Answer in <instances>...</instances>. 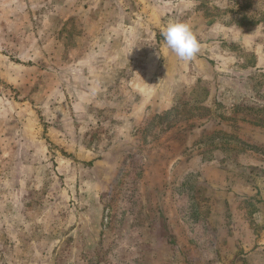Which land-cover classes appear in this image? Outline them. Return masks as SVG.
<instances>
[{
  "label": "rangeland",
  "instance_id": "obj_1",
  "mask_svg": "<svg viewBox=\"0 0 264 264\" xmlns=\"http://www.w3.org/2000/svg\"><path fill=\"white\" fill-rule=\"evenodd\" d=\"M251 107L264 0H0V264H264Z\"/></svg>",
  "mask_w": 264,
  "mask_h": 264
},
{
  "label": "crops",
  "instance_id": "obj_2",
  "mask_svg": "<svg viewBox=\"0 0 264 264\" xmlns=\"http://www.w3.org/2000/svg\"><path fill=\"white\" fill-rule=\"evenodd\" d=\"M231 162V161H230ZM245 162L244 159L241 160V164H243ZM232 163V162H231ZM240 163V162H239ZM245 165V164H244ZM238 167V166H237ZM200 171V175H201V179L202 180H206V182L210 183V184H214V182L218 181V177H219V172L220 173H223V171L219 170L217 168V164H207V165H203L201 166V169L199 170ZM215 176H218L217 177V180L215 179ZM235 192H232L230 193V195L232 197L235 196ZM244 198V197H242ZM194 209V208H193Z\"/></svg>",
  "mask_w": 264,
  "mask_h": 264
},
{
  "label": "trees",
  "instance_id": "obj_3",
  "mask_svg": "<svg viewBox=\"0 0 264 264\" xmlns=\"http://www.w3.org/2000/svg\"><path fill=\"white\" fill-rule=\"evenodd\" d=\"M240 106H237V107H235L234 106V109H238ZM242 107V106H241ZM247 109H249V110H255L256 112L258 111V112H264V107H262L261 109L260 108H253V107H251V108H247ZM260 122H259V125L261 126V127H264V122H262V120H259ZM255 123H257V122H255ZM242 152V151H241ZM197 176V175H196ZM188 190H190V189H186L185 191H186V195H187V191ZM194 208V209H193ZM191 207V209H193L194 211H197V208L194 206V207ZM194 220L195 219H197V216L195 215L194 216V218H193Z\"/></svg>",
  "mask_w": 264,
  "mask_h": 264
}]
</instances>
